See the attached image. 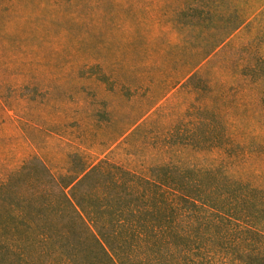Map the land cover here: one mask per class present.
<instances>
[{"label": "trees", "instance_id": "trees-1", "mask_svg": "<svg viewBox=\"0 0 264 264\" xmlns=\"http://www.w3.org/2000/svg\"><path fill=\"white\" fill-rule=\"evenodd\" d=\"M258 10L175 7L195 53L120 76L145 93L79 133L59 171L35 154L0 177V264H264V54L230 44Z\"/></svg>", "mask_w": 264, "mask_h": 264}, {"label": "rangeland", "instance_id": "rangeland-1", "mask_svg": "<svg viewBox=\"0 0 264 264\" xmlns=\"http://www.w3.org/2000/svg\"><path fill=\"white\" fill-rule=\"evenodd\" d=\"M263 3L0 0V31L9 33L0 35V177L35 154L59 171L79 133L91 130L95 122L117 118L118 110L129 106L130 96L145 93L142 87L124 90L117 82L120 76L129 75L128 70L141 76L146 71L157 74L154 69L171 71L195 53L203 43L201 34L172 27L174 19L182 24L193 19L183 15L166 21L175 7L194 4L214 9V16L219 9L227 17L234 8L253 12ZM257 13L260 16L237 31L230 44L244 43L264 54V10ZM214 19L210 16L206 22ZM258 29L259 35L252 34ZM240 54L236 51L234 60ZM209 75L212 80H230L232 70L216 66Z\"/></svg>", "mask_w": 264, "mask_h": 264}]
</instances>
